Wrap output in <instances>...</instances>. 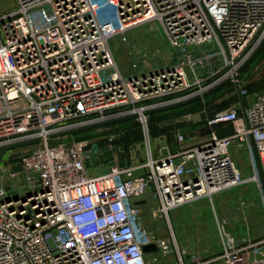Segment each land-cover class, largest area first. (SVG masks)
<instances>
[{"label": "built area", "instance_id": "1", "mask_svg": "<svg viewBox=\"0 0 264 264\" xmlns=\"http://www.w3.org/2000/svg\"><path fill=\"white\" fill-rule=\"evenodd\" d=\"M153 20L171 51L121 68L112 40L127 41ZM0 25V153L17 152L0 160V264H151L148 256L171 253L175 264H264V237L237 242L224 229L218 252L187 258L170 214L259 184L257 169L244 173L233 147L253 148L264 182V91L250 106L240 101L206 115L212 129L233 125L230 136L212 130L155 156L149 134L152 111L239 82L264 45V0H15L9 12L0 10ZM130 117L145 131L141 166L102 160L104 149H118L114 134L55 137ZM188 137L177 134L181 144ZM147 208L169 224L168 239L148 233ZM150 244L157 249L145 251Z\"/></svg>", "mask_w": 264, "mask_h": 264}, {"label": "rangeland", "instance_id": "2", "mask_svg": "<svg viewBox=\"0 0 264 264\" xmlns=\"http://www.w3.org/2000/svg\"><path fill=\"white\" fill-rule=\"evenodd\" d=\"M15 6V0H2L0 10L9 12ZM3 36V29L0 25ZM127 41L117 37L111 42V49L117 64L121 68L127 67L131 58H159L171 51L169 40L159 21H149L133 28L127 35ZM250 68V69H249ZM214 90V89H213ZM212 90V91H213ZM264 90V49L255 61L239 78L238 83L223 86L208 96L177 109L162 114H156L149 121L152 149L155 153L158 146L165 144L172 146L174 135L179 126L194 122L195 115L204 112L213 116L218 111L229 108L235 103L244 101L250 103L256 92ZM116 135L118 160L125 163L134 159L141 161L145 157L144 128L138 121L126 120L122 123L92 129L89 132L71 136L68 141L82 140L90 137L99 139L106 135ZM96 137V138H95ZM54 142V140H53ZM173 142V141H172ZM246 150V149H245ZM249 152V150H247ZM4 151L0 159L17 152ZM166 152H164L165 154ZM238 164L248 175V165L257 169L259 184L238 186L215 195L212 199H203L185 204L171 211L173 232L179 248L185 251L188 258L195 252L216 253L220 250V230L230 232L237 242L264 237V182L259 173L257 160L253 153L247 157L245 151L234 153ZM103 160V159H102ZM249 162V164H248ZM107 165V162H104ZM105 166L95 174L105 172ZM92 172V171H91ZM144 226L154 239H168L171 234L169 224L160 216L154 218L149 208L142 216ZM171 242L172 239L170 238ZM151 264H175L174 253L170 255L148 256Z\"/></svg>", "mask_w": 264, "mask_h": 264}, {"label": "crops", "instance_id": "3", "mask_svg": "<svg viewBox=\"0 0 264 264\" xmlns=\"http://www.w3.org/2000/svg\"><path fill=\"white\" fill-rule=\"evenodd\" d=\"M263 49H264V47L262 48V50L260 51V53H262V51H263ZM260 53L255 57V59L260 55ZM255 59L249 64V65H247L243 70H242V72H241V74H240V76L246 71V70H248V67L255 61ZM250 69V68H249ZM240 76H239V78H240ZM230 84H232V82H227V83H225L223 86L225 87V86H228V85H230ZM223 86H221V87H223ZM220 87V88H221ZM219 88V89H220ZM264 91V90H263ZM262 92V91H261ZM256 93H259V92H256ZM255 93V94H256ZM206 97V96H205ZM254 98H255V95H254V97H253V100L248 104V103H246V102H244V104L246 105V106H250L252 103H253V101H254ZM201 100V99H200ZM184 107V106H183ZM177 109V108H176ZM170 111V110H169ZM169 111H163V112H156V113H153V114H162V113H165V112H169ZM241 112V111H240ZM207 116L208 117H211L210 115H208L207 114ZM187 127H192L193 128V131L191 132V133H189V134H186L187 136H190V137H188L189 139H188V143H186V144H181V143H179V141H178V138H177V134H178V132L180 133V130L181 129H183V128H187ZM214 131L215 133H216V135L218 136V137H220V138H224V137H227V136H230V135H232L234 132H235V129H234V126L233 125H217L216 127H214L213 129L212 128H210L209 126H208V123H207V119L205 118V119H201L200 120V122H190V123H186V124H184V125H181V126H179V128L177 129V134H175L174 135V140H172L171 141V143H173L172 144V146H170V145H162V146H158L157 147V151L154 153V155L155 156H160L161 155V152H166L165 154H167L168 152L169 153H176V152H178V151H180V150H182L183 148H185V147H187V146H189V145H191V144H196V143H198L200 140H206L209 136H210V134H211V131ZM91 131V130H90ZM87 132H89V131H87ZM86 133V132H85ZM80 134H83V133H79L78 135H80ZM77 136V135H76ZM94 138V137H93ZM92 137H90V138H86V139H93ZM96 138V137H95ZM150 139H151V144L154 142L153 140H152V136H151V133H150ZM144 141H145V137H144V140H142V143L144 144ZM154 144V143H153ZM118 147H119V145H117ZM144 148H145V146H144ZM246 149V150H245ZM240 150H243V151H245V153L247 154V157L249 158L250 157V154L251 153H253V155L255 156V154H254V152H253V148L252 147H249L248 145L247 146H245L244 148H242V149H240V148H237V147H233L232 149H231V153H232V155L234 156V153H237V151H240ZM247 150H249V152L247 151ZM152 151H153V149H152ZM124 152V150L123 149H121V150H119L118 151V149H116L115 151H107L106 149H104V155H103V157H102V159H103V161H110V160H113V159H115L117 162H118V164L120 165V166H123V167H127V166H141V165H144L146 162H147V155H146V150H145V157H144V159L143 160H141V161H134V159H132V160H130L129 162H127V163H125L124 161H119L117 158H118V154H124L123 153ZM8 153H10V152H8ZM0 154H3V153H0ZM235 157V156H234ZM236 159H237V157H235ZM4 159V158H3ZM1 160V159H0ZM237 162H238V160H237ZM248 164H249V162H248ZM241 167V166H240ZM250 165H248V167L246 168V169H249L250 170ZM241 169H242V171L244 172V173H246L245 171H244V169H243V167H241ZM146 171V169L144 168V169H138L137 170V174H142V173H144Z\"/></svg>", "mask_w": 264, "mask_h": 264}, {"label": "water", "instance_id": "4", "mask_svg": "<svg viewBox=\"0 0 264 264\" xmlns=\"http://www.w3.org/2000/svg\"><path fill=\"white\" fill-rule=\"evenodd\" d=\"M264 47V45L261 47V49L254 55V57L248 62L247 65H249L254 59L255 57L260 53V51L262 50V48ZM246 65V66H247ZM245 66V67H246ZM225 84V83H224ZM223 84V85H224ZM221 85V86H223ZM221 86L215 88L213 91H210L209 93H207L205 96H208L209 94H211L212 92H215L216 90H218ZM201 97H198V98H195V99H192L190 101H187V102H184V103H180V104H176V105H173V106H169V107H166V108H161V109H158V110H155V111H152L151 113H156V112H163V111H169V110H173V109H176V108H180V107H183L187 104H190L192 102H195L197 100H200ZM134 117H130V118H124V119H118V120H113V121H109V122H105V123H101V124H96V125H91V126H87V127H83V128H79V129H75V130H71V131H68V132H64V133H61V134H58L56 135L55 137H61V136H68V135H73V134H76V133H79V132H83V131H86V130H92V129H96V128H100V127H104V126H109V125H112V124H116V123H120V122H123V121H126V120H129V119H133ZM206 118V114L204 112H202L201 114H197L195 115V122H200L201 119H205ZM193 131V128L192 127H187V128H183L180 130V133L182 135H186V134H189ZM90 141H87V143H89ZM6 149H10V148H6ZM107 149V148H106ZM21 167L20 165H15L13 167L14 171H17L19 170ZM138 204H143L145 203L144 200L142 201H138L137 202ZM157 249V246L155 244H150V245H146L144 247V250L145 251H150V250H156Z\"/></svg>", "mask_w": 264, "mask_h": 264}, {"label": "trees", "instance_id": "5", "mask_svg": "<svg viewBox=\"0 0 264 264\" xmlns=\"http://www.w3.org/2000/svg\"><path fill=\"white\" fill-rule=\"evenodd\" d=\"M155 115H156V114H152L151 117H150V119H152V117L155 116ZM135 121H136V120H135ZM88 131H90V130H88ZM85 132H87V131H85ZM85 132H83V133H85Z\"/></svg>", "mask_w": 264, "mask_h": 264}]
</instances>
